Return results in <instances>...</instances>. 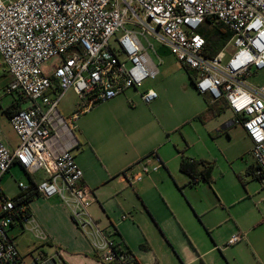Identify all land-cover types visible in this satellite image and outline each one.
Segmentation results:
<instances>
[{
  "label": "built area",
  "instance_id": "2783aa9c",
  "mask_svg": "<svg viewBox=\"0 0 264 264\" xmlns=\"http://www.w3.org/2000/svg\"><path fill=\"white\" fill-rule=\"evenodd\" d=\"M216 21L232 37L211 57L200 30ZM150 41L196 73L195 87L211 103L227 102L234 123L253 143V164L264 181V85L250 82L264 70V0H0V58L14 78L7 92L22 93L28 103L9 118L19 139L15 150L4 144L0 126V181L15 164L30 175L44 172L39 195L66 206L103 264L135 258L115 239L116 230L104 228L90 213L93 193L83 185L74 156L80 146L76 123L97 105L158 78L151 51L159 53ZM71 90L78 103L66 117L59 105ZM158 97L154 89L141 93L147 105ZM150 161L145 160V174ZM18 186L28 189L22 182ZM3 195L0 189V264H63L59 251L26 261L9 234L26 206ZM21 223L28 229L34 219L22 217ZM31 231L47 240L38 226ZM242 239L237 233L228 244Z\"/></svg>",
  "mask_w": 264,
  "mask_h": 264
},
{
  "label": "crops",
  "instance_id": "0c3cea01",
  "mask_svg": "<svg viewBox=\"0 0 264 264\" xmlns=\"http://www.w3.org/2000/svg\"><path fill=\"white\" fill-rule=\"evenodd\" d=\"M191 85L186 97H175V104L169 108L164 105L166 90L147 105L141 98L146 90L131 88L108 101L114 109L126 110L129 115L105 122L96 117L99 104L78 119L80 146L74 156L83 171V185L93 193L90 213L104 228L116 230L115 239L136 260L129 264H215V257L220 255L227 264H264V240L247 236L240 222H231L225 213L230 203L214 183L215 177L212 184L200 181L193 185L180 168L185 158L218 162L224 154L222 139L234 129L248 138L252 159L253 143L243 127L234 123L236 117L229 109L206 123L197 119L207 109L209 98L200 94L192 81ZM18 97L13 96L7 103L0 97L2 139L11 151L17 148L19 139L10 126L7 109ZM208 134L219 136L217 149H213ZM146 158H151L148 174L144 173ZM17 167L20 165L12 166ZM38 173L30 176L32 183L46 177L43 172L38 179ZM138 176L142 177L140 181L133 179ZM29 208L34 223L26 230L33 233L31 230L38 226L44 232L43 228L50 227L54 233H45L46 241L34 236L42 248L28 247L25 255L19 251L26 261L38 253L54 255L59 251L63 264H103L94 257L89 240L58 198L38 196ZM237 233L243 239L229 245ZM235 250L240 251L233 256ZM243 251H247L246 256L239 254Z\"/></svg>",
  "mask_w": 264,
  "mask_h": 264
},
{
  "label": "rangeland",
  "instance_id": "374dc122",
  "mask_svg": "<svg viewBox=\"0 0 264 264\" xmlns=\"http://www.w3.org/2000/svg\"><path fill=\"white\" fill-rule=\"evenodd\" d=\"M142 41L147 45L145 38H142ZM150 42L154 44L157 51L163 47L156 42ZM151 56L156 64L159 65L160 74L155 81H145L141 90L154 89L161 97L164 90H166L167 95L164 98V105L169 108L171 104H175V97H186L187 91L191 90L190 77L183 64L175 55L160 56L151 51ZM13 81V76L8 72L7 67L0 58V97H2L3 103L10 101L13 96L18 97L17 92H14L13 95L7 93ZM250 82L256 86L264 85V70L259 71L254 77L250 78ZM77 103L78 97L71 90L62 99L59 109L65 115L67 111L75 109ZM27 104L25 103V105ZM95 114L98 119H102L105 122H114L117 116H127L129 112L126 110H116L106 102L101 103L95 109ZM208 138L213 149H217V139H219V136L215 135L211 137L208 134ZM222 140L224 142L222 144L224 154L221 155L218 162H213V176L215 177V182H213L217 184V188L221 187V191L224 192L225 197H227L230 203L225 213L231 217V222L236 220L240 222L241 231L244 234L247 236H257L264 240V181L255 178L253 173H249L250 167L253 164L249 155V140L240 130L236 131L235 129L230 133L229 137L225 136ZM41 177H43L42 171L37 174L38 179ZM21 182L26 187L32 183L31 178L25 170L20 167L11 168L4 175L3 180L1 179L0 187L3 189L6 197L14 198L21 192L18 186ZM213 186L215 185L213 184ZM1 201L2 198L0 197ZM49 228L45 227L42 229L47 236H51L54 233V229L51 227L52 230H50ZM9 234L20 245L19 251L23 255L28 252V247L31 249H35L36 247L37 249L42 248L41 242L34 237L38 236L36 232L31 233L17 225L9 229ZM237 251L240 250H235L233 256H236L235 252ZM243 252L244 254H239L245 255L247 251ZM227 255L229 254L227 253ZM223 257L222 255L215 257V264H227Z\"/></svg>",
  "mask_w": 264,
  "mask_h": 264
},
{
  "label": "trees",
  "instance_id": "16d2710c",
  "mask_svg": "<svg viewBox=\"0 0 264 264\" xmlns=\"http://www.w3.org/2000/svg\"><path fill=\"white\" fill-rule=\"evenodd\" d=\"M200 33L204 36L206 41V55L211 57L217 55L218 52H220L226 46V44L229 42V40L232 37V34L229 31V29L222 22H217V21L214 22V24L212 25L208 24L202 27ZM183 66L187 71V74L189 75L192 83L195 85L196 73L187 66L185 65ZM25 103H27V98L24 97L22 93H19L18 100L14 102L9 107V109H7V113L11 117L14 113L19 111L22 108V105ZM207 103H208L207 109L197 116V119L202 123H206L208 120L217 117L218 115L228 110V104L223 99L215 103H211L210 101ZM180 168L184 173L190 176L191 183L193 185H197L200 181H205L208 184H212L214 181L212 162H208L204 160L191 161L185 158L182 160ZM249 173H253V176L255 178L261 179L256 174V166L254 164L250 167ZM28 175L29 177L31 176L29 173ZM36 187H37V183H31V185L28 186L27 190L25 191L21 190V192L16 197L11 198L13 201L16 202V204H20V205L22 204L26 206V209L23 212H20L19 216L18 215L15 216L14 224L12 225L13 227L19 225L21 228H23L21 223V218L26 216L29 217L32 215L30 212L29 204L36 197L40 196L38 191L36 190ZM3 197L7 198L5 195H3Z\"/></svg>",
  "mask_w": 264,
  "mask_h": 264
},
{
  "label": "water",
  "instance_id": "95a60500",
  "mask_svg": "<svg viewBox=\"0 0 264 264\" xmlns=\"http://www.w3.org/2000/svg\"><path fill=\"white\" fill-rule=\"evenodd\" d=\"M158 53H159L160 56H168V55L171 54V53H170V50H169L168 48H166V47H162V48H160V49L158 50Z\"/></svg>",
  "mask_w": 264,
  "mask_h": 264
}]
</instances>
